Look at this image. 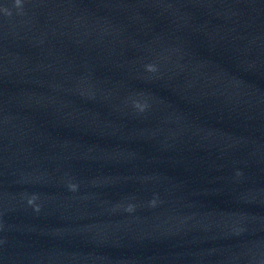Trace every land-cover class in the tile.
Listing matches in <instances>:
<instances>
[{"label": "water", "instance_id": "water-1", "mask_svg": "<svg viewBox=\"0 0 264 264\" xmlns=\"http://www.w3.org/2000/svg\"><path fill=\"white\" fill-rule=\"evenodd\" d=\"M0 264H264V10L0 0Z\"/></svg>", "mask_w": 264, "mask_h": 264}]
</instances>
